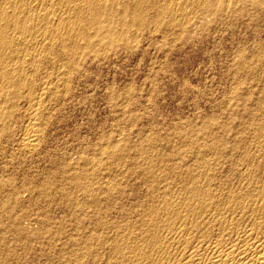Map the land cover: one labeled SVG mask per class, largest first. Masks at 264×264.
Masks as SVG:
<instances>
[{"label":"bare ground","instance_id":"bare-ground-1","mask_svg":"<svg viewBox=\"0 0 264 264\" xmlns=\"http://www.w3.org/2000/svg\"><path fill=\"white\" fill-rule=\"evenodd\" d=\"M160 1L0 0V124L17 105L9 100L25 95L29 120L21 142L33 149L51 102L59 103L64 92L73 90L74 75L83 77L87 70L83 64L127 41L130 26L141 29L151 21L161 29L163 15L179 12L183 20L173 27L183 29L199 22L203 14L197 16L198 10L216 16L237 5L241 9L240 4L262 7L264 0H181L185 4L177 10ZM240 57L238 72L251 75L248 57ZM51 64L59 65L53 73L47 70ZM259 81L262 86L264 78ZM247 95L254 100L252 93ZM247 103L242 105L249 121L236 127L204 119L198 133L180 132L176 140L163 135L132 143L109 138L105 146L99 144L98 153L79 154L77 167L66 166L61 182L80 192V202L67 205V218L46 223L47 218L42 232L32 229L37 234H29L31 228L27 232L18 216H11L21 248L0 244V264H264V94L253 109ZM17 186L13 183V193Z\"/></svg>","mask_w":264,"mask_h":264},{"label":"rangeland","instance_id":"rangeland-1","mask_svg":"<svg viewBox=\"0 0 264 264\" xmlns=\"http://www.w3.org/2000/svg\"><path fill=\"white\" fill-rule=\"evenodd\" d=\"M171 1L160 2L163 6L167 5L168 9L173 6L176 10L185 4V1L181 0ZM262 2V7L248 3L240 4L242 10L237 5L238 9L233 7L226 10L227 12H221V16H205L202 10H198L195 13L197 16L199 13L203 14L202 17H197L199 22L196 20L195 25L186 24L183 29L173 27L183 20L179 12H176L178 14L175 16L169 14L170 17L167 13L166 16L163 15L161 23H164L161 29H157L151 21L149 26L147 24V27L141 29L136 26L131 29L130 26V32L136 33L135 35H130L127 41L120 42L119 46L110 49L98 59L83 64V68L87 67V70L83 69V77L74 75L72 86L75 87L71 86L73 92L71 89L68 94L64 92L59 103H55V100L51 102L47 110V124L42 127L40 140L33 149L28 150L21 142L29 120L27 112L25 117V111L30 105L29 99L25 95V98L23 95L18 99L11 98L9 101L17 105L11 108L5 125L0 124V221L3 219V222H0L1 228L3 227L0 238L9 230L12 232H8V239L5 236L0 244L7 248L10 243L12 249L15 246L14 249L21 248L16 241L20 233L11 226L12 219L17 216L19 224H23V227L20 225L21 228H31L29 234L42 232L45 224L53 217L59 220L67 218L71 204L78 203L81 199L79 200L80 192L61 182L65 167L73 165L71 170H74L80 155L88 153L92 156L98 153V148L105 146L107 141L115 139L132 143L143 140L144 137L148 139L149 136L162 138L160 135H163L162 139L176 140L175 137H178L180 132L195 134L198 125L201 126L205 120L210 123L218 120L219 124L225 121L224 125L230 124L234 127L237 123L248 122L247 112L243 111L246 105L242 104L248 102L247 105L251 104L249 107H252L256 99L264 94V84L261 86L263 82L259 81L264 78V1ZM166 17L171 20L175 17L177 20L170 22ZM240 54L248 57L246 66L254 69L251 75L244 70L243 73L242 69L238 72L237 69L243 62ZM258 57L262 58V61L258 60ZM54 65H49L47 70L52 73L56 71L55 68H59V65ZM38 76L36 79L40 81L37 82L40 85L42 78ZM240 84L245 87L244 91ZM239 88L242 96L248 98L247 94L252 93L254 100L252 95L248 100L244 99V96L242 98L241 91L237 90ZM234 91L240 94L241 106ZM34 102L37 105V99L33 104ZM6 104L4 106L10 109L9 103ZM14 110L18 114L14 113ZM231 116H237L238 120L241 118L242 121ZM87 167L91 169L93 166L87 164ZM13 183L14 186L18 185V193L17 190L13 193ZM67 188L73 194L67 193ZM11 201H15V204ZM8 207H12L14 211ZM55 215L60 217L56 218ZM8 227L13 229L8 230ZM36 228L39 232L35 233L32 229Z\"/></svg>","mask_w":264,"mask_h":264}]
</instances>
